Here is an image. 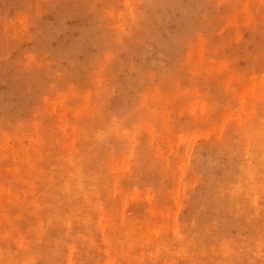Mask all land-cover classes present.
<instances>
[{"label": "rangeland", "instance_id": "rangeland-1", "mask_svg": "<svg viewBox=\"0 0 264 264\" xmlns=\"http://www.w3.org/2000/svg\"><path fill=\"white\" fill-rule=\"evenodd\" d=\"M52 1L58 0H27L26 6L0 0V44L7 54L0 61V103L8 99L14 72L8 61L28 74L41 72L20 101V115L6 119L0 107V264H238L245 250L251 256L244 264H264V171L251 183L257 190L245 221L234 217L246 234H224L223 219H232L235 206L229 214H207L206 222L191 213L209 196L207 172L218 181L242 164L247 169L241 132L264 126V0H207L208 9L184 19L169 8L178 19L170 31H181L185 51L173 73L153 68L128 90L127 115L116 110L124 103L117 92L102 100L112 78L123 80L128 72L114 70L124 51L106 55L95 47L94 63L80 74L75 70L85 66L86 52L72 66L38 51L35 32L54 22L44 11ZM105 1L111 9L102 8ZM147 1L78 3L101 10L100 31L89 38L116 25L128 44L146 21L157 28ZM94 20V14L74 15L67 24L79 37ZM193 22L201 27L189 32L186 24ZM135 49L137 65L169 63L152 40ZM230 143L235 152L225 156ZM67 196L76 198L71 210L63 205ZM45 247L54 260L41 254Z\"/></svg>", "mask_w": 264, "mask_h": 264}, {"label": "bare ground", "instance_id": "bare-ground-1", "mask_svg": "<svg viewBox=\"0 0 264 264\" xmlns=\"http://www.w3.org/2000/svg\"><path fill=\"white\" fill-rule=\"evenodd\" d=\"M20 4L26 6L27 0H17ZM209 1V0H208ZM207 0H148L147 1V10L150 13L149 20H154L153 22L157 24V28H151L147 25L146 21L139 29V33L131 40L127 42L128 44H123L121 42L123 31L122 29H117L116 25L115 30L110 32L109 30L105 32H100L99 35H96V38H89V35L92 31H100V22H101V10H96L95 6L86 5L82 6L78 3V0H73L71 4L70 0H58L45 3V12L49 11L53 13L54 22H44L43 25L39 26L36 29L35 35L41 36L39 46L37 47L40 52L49 53L52 52L57 58L65 59L69 65L73 66V60L79 54V52H86L85 66L81 67L80 70L74 68L76 73L84 70L87 65L94 63L91 51L95 47H101L106 49V55L108 51H118L122 50L125 52L126 58L123 63L118 62L114 66V70L118 72L127 69L125 78L117 79L112 78L110 88L102 94V100H107L110 97V94L117 92L119 100L124 103L116 108L118 113L127 115L128 111L131 109L132 97L128 95V90L132 87L142 84L145 81V76L152 71L153 68H156L157 71L163 72L167 71L173 73L175 69V61L178 58L179 51H185L181 48L185 47V41H183L181 31L177 30V34H173L170 31V28L173 24H176V18L171 15L168 10L169 8L175 9L179 14L180 18L184 19L186 15L190 12H203L205 9H208ZM7 3H9L7 1ZM104 9H111V4L109 1H105L101 5ZM195 10V12H194ZM94 14L95 20L91 23L90 27L81 28V35L75 37L73 28L68 27V20L71 16L78 15L83 18H87L88 15ZM198 17V15H196ZM135 19H143L142 16L137 15ZM129 24L124 23L123 30L125 31ZM203 26V23H202ZM201 27V22L199 23H187L186 30L189 32H194ZM117 30V31H116ZM187 32V31H186ZM102 33V34H101ZM68 41H67V40ZM152 40L158 47L165 49V53L170 57L168 65H158L153 62L150 66H141L136 64L135 55H137L138 45H142L145 41ZM69 42V44L65 43ZM57 42L58 48L53 50L51 44ZM103 46V47H102ZM134 47V48H132ZM144 51V50H143ZM7 54L4 47L0 44V61L6 60ZM140 59V58H139ZM9 66L14 68L13 74L8 76L7 81L10 85L9 92L7 94V101L5 104L0 103V107L5 114V118L9 119L13 115H20L23 109L20 101L22 100L23 95H25L33 86L40 76V71L34 72L33 74H28L25 70H20L14 66L15 62L8 61L6 63ZM87 64V65H86ZM5 72V69H1L0 65V75ZM80 74V73H79ZM1 98V96H0ZM5 119V120H6ZM259 130H251L247 128L244 133L243 141L248 146V150L245 149L249 160L247 164V169L244 167V164L240 168L231 169L228 174H225L220 180L216 181L210 172H207V185L209 190V196L206 198L204 203L194 205V209L191 213H195V216H198L199 219L203 222H206L207 214L210 216L218 217L224 213L229 214V211L232 213V208L235 206L236 213L233 211L232 219L229 217H224L223 219V231L225 235H228L229 238L231 235L237 233H244L241 229L244 228L241 224L237 223L235 218L245 221V218L248 216L247 206L250 201L253 200L254 191L257 190L255 186H251V183L256 179V173L260 174L259 171H264V165L262 155H264V126L257 124ZM227 149H222L224 155L226 156L229 152H235V146L233 143L227 144ZM246 146V148H247ZM252 170V171H251ZM257 171V172H256ZM259 176V175H258ZM264 176V175H263ZM264 179V177H263ZM216 181V182H215ZM244 182V183H243ZM264 182V180H263ZM77 183H80L78 181ZM240 183H243L240 184ZM235 188L238 191V196L233 195L230 190ZM81 190H79L80 192ZM224 192L228 193L227 197L224 199ZM76 198L72 196H67L66 201L63 205H66L69 210L75 202ZM198 206V207H197ZM245 207L243 214L241 213V208ZM196 210V211H195ZM235 217V218H234ZM243 224V223H242ZM241 228V229H240ZM247 238H244L246 244H250L253 233L251 232V226L247 227ZM37 238L35 242L38 244L41 243L42 234L40 231L36 230ZM48 247H45L41 254L47 256V258L55 259L54 254H49ZM38 255V254H37ZM251 254L248 250H245L240 255L239 263L244 264L245 261L249 260ZM55 262L51 264H55Z\"/></svg>", "mask_w": 264, "mask_h": 264}]
</instances>
